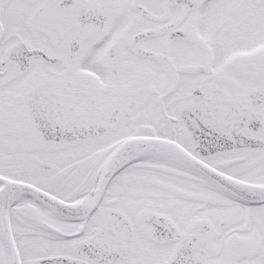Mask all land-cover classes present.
<instances>
[{"label":"snow or ice","instance_id":"snow-or-ice-1","mask_svg":"<svg viewBox=\"0 0 264 264\" xmlns=\"http://www.w3.org/2000/svg\"><path fill=\"white\" fill-rule=\"evenodd\" d=\"M0 264H264V0H0Z\"/></svg>","mask_w":264,"mask_h":264}]
</instances>
